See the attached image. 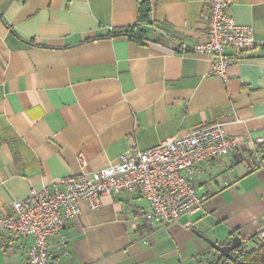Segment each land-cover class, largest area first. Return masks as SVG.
I'll return each mask as SVG.
<instances>
[{"label": "crops", "instance_id": "crops-1", "mask_svg": "<svg viewBox=\"0 0 264 264\" xmlns=\"http://www.w3.org/2000/svg\"><path fill=\"white\" fill-rule=\"evenodd\" d=\"M140 1L0 0V210L203 124L223 122L238 150L198 166L202 207L165 226L142 221L139 191L106 196L97 210L82 201L53 264H205L214 252L200 234L255 247L264 230V158L243 161L264 150V0H228L258 45L230 61L226 78L193 49L215 0H149L147 40L110 36L137 23ZM31 241H6L0 225V264H22Z\"/></svg>", "mask_w": 264, "mask_h": 264}, {"label": "built area", "instance_id": "built-area-1", "mask_svg": "<svg viewBox=\"0 0 264 264\" xmlns=\"http://www.w3.org/2000/svg\"><path fill=\"white\" fill-rule=\"evenodd\" d=\"M228 8V0L210 4L207 39L193 47L211 56L213 73L224 78L232 59L242 58L258 45L253 28L237 23ZM263 142L257 138L258 145ZM238 144L236 137L226 133L223 122H215L146 149L134 146L114 164L90 174L59 178L56 186L33 188L26 197L13 201L11 211L0 210L5 240L30 237L22 264H53L54 252L65 250L62 230L79 215L81 202L97 210L104 197L121 192L139 191L148 201L149 208L139 212L142 221L151 226L171 224L203 205L193 178L198 166L236 153ZM263 158L264 150L254 146L243 161L256 168ZM258 240L264 241V230Z\"/></svg>", "mask_w": 264, "mask_h": 264}, {"label": "trees", "instance_id": "trees-1", "mask_svg": "<svg viewBox=\"0 0 264 264\" xmlns=\"http://www.w3.org/2000/svg\"><path fill=\"white\" fill-rule=\"evenodd\" d=\"M152 5L149 0H141L138 8L137 23L118 30H112L110 36L117 34L127 36L137 43H143L148 39L147 25L151 22ZM214 256L210 260H206L205 264H264V241L258 242L257 246L250 247L247 242H243L241 246L236 248L232 255L235 259L230 258L213 247Z\"/></svg>", "mask_w": 264, "mask_h": 264}, {"label": "water", "instance_id": "water-1", "mask_svg": "<svg viewBox=\"0 0 264 264\" xmlns=\"http://www.w3.org/2000/svg\"><path fill=\"white\" fill-rule=\"evenodd\" d=\"M215 250L219 251L220 253L235 259L232 255V252L242 245L243 238L241 236H235L230 243L228 244H219L216 241L211 240L210 238L200 234Z\"/></svg>", "mask_w": 264, "mask_h": 264}, {"label": "rangeland", "instance_id": "rangeland-1", "mask_svg": "<svg viewBox=\"0 0 264 264\" xmlns=\"http://www.w3.org/2000/svg\"><path fill=\"white\" fill-rule=\"evenodd\" d=\"M249 246L252 247L251 244H249ZM204 263H206V262H204ZM183 264H197V263H196L195 261H194V262H189V261H188V262H185V263H183Z\"/></svg>", "mask_w": 264, "mask_h": 264}]
</instances>
